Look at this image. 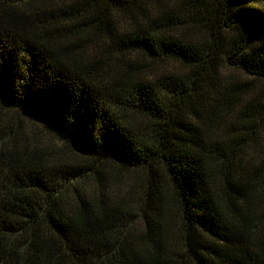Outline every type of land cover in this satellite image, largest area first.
<instances>
[{
	"label": "trees",
	"instance_id": "1",
	"mask_svg": "<svg viewBox=\"0 0 264 264\" xmlns=\"http://www.w3.org/2000/svg\"><path fill=\"white\" fill-rule=\"evenodd\" d=\"M0 264H264V0H0Z\"/></svg>",
	"mask_w": 264,
	"mask_h": 264
}]
</instances>
